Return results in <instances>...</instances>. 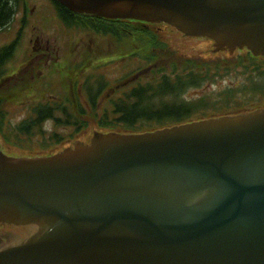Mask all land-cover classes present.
<instances>
[{
    "label": "water",
    "instance_id": "95a60500",
    "mask_svg": "<svg viewBox=\"0 0 264 264\" xmlns=\"http://www.w3.org/2000/svg\"><path fill=\"white\" fill-rule=\"evenodd\" d=\"M58 1L100 12L124 0ZM130 1L162 8L194 34L213 29L210 35L222 43L264 53V0ZM142 11L119 3L112 13L158 20ZM230 25L235 27L226 30ZM221 122L226 125L121 139L57 168L11 172L0 183L4 211L31 218L30 210L56 221L37 242L0 253V264H264V111ZM138 169L144 172L141 199L114 183ZM178 178L190 180L188 191L212 186V193L180 202L186 195L175 196ZM165 180L167 192L158 188ZM138 181L129 177L127 183ZM27 229L0 226V249L28 241L33 230Z\"/></svg>",
    "mask_w": 264,
    "mask_h": 264
},
{
    "label": "trees",
    "instance_id": "16d2710c",
    "mask_svg": "<svg viewBox=\"0 0 264 264\" xmlns=\"http://www.w3.org/2000/svg\"><path fill=\"white\" fill-rule=\"evenodd\" d=\"M16 2L0 0V27L12 16ZM54 2L65 24L91 32L102 40L105 37L108 45L103 49L115 55L118 64L133 61L138 70L157 61L163 64L139 75H134L138 73L135 72L133 76L119 78L113 91H110L109 79L90 77V83L82 84L79 93L72 90L58 97V101L36 106L34 118L18 127V135H30L50 119L56 127H74L76 131L87 120H93L92 125L99 129L138 133L264 107V57L247 51L222 60L184 59L161 40L162 35L155 32L158 29L155 26L153 31L149 26L141 28L140 22L79 14ZM12 50L13 45L0 49V77L4 75V63ZM224 78H230V83L222 90L207 89ZM193 89L202 92L197 97L187 96ZM61 140V135H53L54 142Z\"/></svg>",
    "mask_w": 264,
    "mask_h": 264
},
{
    "label": "rangeland",
    "instance_id": "374dc122",
    "mask_svg": "<svg viewBox=\"0 0 264 264\" xmlns=\"http://www.w3.org/2000/svg\"><path fill=\"white\" fill-rule=\"evenodd\" d=\"M23 2L25 5H23ZM16 13L11 18L9 24L0 30V46L9 44L16 40V51L8 63L11 73L10 77L13 79L12 83L23 86L29 85L35 89H44L49 94L63 90L69 83L60 74H52L46 72V68L50 69L55 63H60L61 60L66 61L69 56L78 55L79 46L84 44L87 40L85 36H79L81 33L74 34L63 29L57 16L55 8H52L50 0H18L15 5ZM31 9H33L31 11ZM114 15L135 16L133 14L113 12ZM142 19L147 18L138 16ZM153 21H159L147 18ZM65 30V35L62 36L59 32ZM165 37L171 42L174 49L182 52L192 54L206 47V41L201 38H187L185 34L177 29L169 28L166 31ZM90 38V37H89ZM65 40L71 42L70 47H66ZM49 43L50 47L58 53L50 61L46 60V55L43 54L44 47ZM107 42L103 40L97 41L91 39L89 41V48L94 49L97 45L106 46ZM213 47V44H212ZM81 56H77L76 60L80 61ZM108 56H101V60H108ZM44 68V69H43ZM124 70L122 68L113 67L108 70L106 75L111 77H118ZM33 73L39 75V78L33 82ZM229 84V79H224L221 82L207 88L210 91H219ZM200 90H193L191 93L198 94ZM32 93V92H30ZM19 102L10 103L9 119L11 124L17 123L25 114L27 110L25 106L28 104L22 97L17 99ZM39 150L37 140L25 141V148L20 150L15 147V153L22 155L31 154L33 151ZM19 156V155H15Z\"/></svg>",
    "mask_w": 264,
    "mask_h": 264
}]
</instances>
